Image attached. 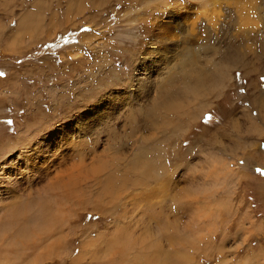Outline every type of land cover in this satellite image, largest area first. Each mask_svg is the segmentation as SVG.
<instances>
[{"label": "rangeland", "instance_id": "374dc122", "mask_svg": "<svg viewBox=\"0 0 264 264\" xmlns=\"http://www.w3.org/2000/svg\"><path fill=\"white\" fill-rule=\"evenodd\" d=\"M182 40L200 47L199 64L215 61L210 71L217 62L227 66L199 100L193 80L173 81L171 100L189 108L191 118L170 115L169 131L178 138L158 146L169 151L166 170L187 189L170 199L163 186L145 197L134 176L99 213L65 209L58 198L49 202V191L33 194L32 203L48 217L22 241H1L0 264H148L160 249L169 264H264V153H257L259 146L264 151V97L259 109L250 102L258 87L264 92V0H0V194L10 163L17 164V176L31 180L30 189L44 182L34 170L43 174L52 148L38 157L33 143L44 135L60 148L57 156L100 149L120 111L125 116L129 105L147 104L158 68L181 62ZM50 158L52 166L61 161ZM105 187L118 193L120 175ZM133 193L141 195L137 203L121 204ZM11 194L1 203L10 205H0V226L14 211ZM147 201L163 208L161 225L157 210L136 221ZM166 216L178 220L177 232ZM120 223L130 231L118 233ZM47 228L51 237L40 244ZM6 230L1 234L12 236Z\"/></svg>", "mask_w": 264, "mask_h": 264}, {"label": "bare ground", "instance_id": "6f19581e", "mask_svg": "<svg viewBox=\"0 0 264 264\" xmlns=\"http://www.w3.org/2000/svg\"><path fill=\"white\" fill-rule=\"evenodd\" d=\"M184 41L183 40L181 42L179 41V43L177 44V46L180 47V49H182L183 51L182 57L179 59V61L181 62L179 64H177L178 62L174 63V66L171 65L172 67L169 65L171 68H169L167 64L162 65L161 67L158 68L159 69L157 72L158 75H156L157 73L152 75V79H151L152 85L150 87V89H152V92L149 93L147 99H145V101H148L147 104L144 105V101H140L138 105L135 104L134 106L129 105L128 111L127 112L125 111L126 112L125 116L120 111V113H118L117 115V118L115 119L116 121L117 120L120 121L119 122L120 125L119 124L114 125L113 127L107 130L108 140L107 142L105 141L104 144H102L103 143L102 141L100 149L94 146L93 148L91 147L92 151L90 152L89 156L86 155L87 157L85 156V154L87 153L85 154L80 153L73 156V154H70L68 152H65L66 153L65 155H63L62 153L61 155L57 156L58 154L57 152L59 151L60 148L56 147V145L54 144L55 142L52 143L53 141H51V139L48 138L49 135H44L41 141L33 142L35 143V145H37V150H36V152L38 153L37 156L38 157L42 156L43 153H46L47 149L52 148L51 153L49 152L46 155V157H44L45 161H47V163L50 164L54 163V162H48V160L51 159L50 157L52 155L54 156L55 161L58 160L59 158L61 161L58 162L56 166H52L53 164L52 165L49 164L48 166L47 164L48 167L47 168L45 167L46 170L43 172L42 175H39V169L34 170L35 171L34 174L37 176L36 178L39 179L38 183H41L43 181L44 182L40 186H38V188L34 187L32 189H30V187L28 186V184L31 182L30 179L25 180L24 176H17L13 172L14 171L13 165L15 163L13 165L12 163L10 164L7 163L9 165L8 166L9 171L8 173L3 172L2 182L3 184L5 182L6 186L4 187L5 189L1 191L0 194V205H2L1 203L5 198V194L12 192L13 194H11L10 201H12V204H14V211H11L9 213L11 219L5 224L0 226V242L1 241L3 242L9 238L12 239L16 238L17 241H22L21 238H26L27 232L30 229H35L37 226H40L41 223L45 222V220L48 217L46 213V209L44 207L38 209L36 208L35 204L32 203V201L34 200L32 198V195L35 194L38 196L41 194L40 193L41 191H49V193H51L53 196L52 200H50L49 202H54V200L57 201L56 198H58L59 204L60 205L64 204L63 207L65 209L68 206H71L70 208L72 209V211H74L75 209L77 210V208L79 209L89 208V211H93L97 213L101 212V210H99V205L101 206L104 203L110 204L111 203L110 200H112L113 198H118L120 193H124V191L128 189L125 187L127 180L129 178L133 180L134 176L137 179L135 182L139 181L140 186L142 187L141 189L144 190L145 197H148L147 194L149 193L150 195L152 194L154 195L155 194L154 189H157L159 187L162 188L163 186H165L164 191H166V187H167L169 191V195L172 197L170 199H173L175 195H177L178 198V193L182 194V192L179 191L186 188V185L182 186L179 177L178 179L175 180L174 173L172 175L168 171V169L166 170L165 167L167 166L165 165H167V162H165V160L163 159L164 158L163 154H166L169 151L164 153V150L161 148V146L160 145H159L160 147L158 146V144L161 142H165L166 144V142L170 143L173 140L174 141L177 140L178 138L176 132L169 131L168 126H170L169 125L170 115L172 114L174 115L176 113L178 116H180L183 113L185 114L184 116L185 119L189 120L191 118V112L189 108L185 110L183 107L180 106L177 107L176 105H180V104H178L177 101H174V98L171 100L172 94L175 92L173 81L179 78H183L184 79L183 81H185L186 79L190 81L193 80L194 81L193 85L197 86L195 92V98L199 100L201 96L207 94L205 93L204 90L207 89V87H210L211 84L215 82L217 78L216 77L217 74L221 78L222 76L225 75V71H226L225 69H227V66L217 62L218 64L214 63L215 66L217 65L216 71L214 70L210 71V66H212L210 62H215L210 60V58L207 59V61L204 62L203 64L201 63L202 64L201 66V64H199L201 62L200 61L201 58L198 52V49L200 47L194 44V42L190 41L191 43L190 44L189 42H184ZM186 55H189L191 59H188ZM132 64L134 68L136 62L135 63L133 62ZM159 71L166 75L165 76L164 74L159 75ZM133 76H135V73L133 74ZM137 80L142 81L140 76L137 78ZM192 87L193 86L187 87L186 91L193 93L194 88ZM145 90H148L147 86ZM200 91H204V93L200 94ZM180 110L181 113L179 114L178 112ZM79 116L77 115V117ZM138 117L143 119L142 122L143 124L141 126L137 122ZM143 126L145 127L144 131H142ZM47 133L49 134L48 131ZM159 136H162L163 139L159 142H156L159 140ZM78 138L80 139L81 135H78ZM40 139L41 136L39 140ZM172 155L170 156L172 157ZM68 157L71 158L67 159ZM74 159L77 160L76 161L77 163L73 162ZM40 161L41 162L43 161L42 157H40ZM169 161H173V160H169ZM112 166H113V170H112ZM51 168L53 169V171H51ZM89 169L94 175L93 177L92 174H90L91 177H88L87 172ZM113 175H120L121 187L118 190V193L116 192L110 193L105 187L106 183L112 181ZM193 176H194L193 178H195V173ZM152 183H154L155 185L151 186ZM130 184H133V182H131ZM91 189H95V190H91ZM35 190H37L36 193ZM136 196L137 195H135L134 193L132 195H129L127 200H125L121 204L137 203L141 195L137 197ZM23 197H27V199L25 200L23 199ZM48 198L50 199L51 197L48 196ZM6 204L7 205L4 204V206L2 205L1 207L4 208L10 205L8 202ZM56 209H59V207H56ZM142 210L144 213H141V216L136 217V221L143 220V218L146 216L145 210H147L148 213H151V215H153L157 209L155 205H152L151 203H149V201H147L145 202ZM161 212H164V210L162 207L159 206V211L157 213L155 212L156 214H154L155 215L154 219L158 217V223H157L158 225H161V222L163 220V216L159 215V213ZM128 213L129 211H125L126 217H128L127 215ZM179 213L181 212L179 210L178 211L176 210V214H175L176 216L174 219H178V217H180ZM174 219L169 218L167 223L170 226L172 225L171 226L172 230L174 229V231H176L177 229L180 228L178 227L179 225L176 224L178 220L175 221ZM115 226L116 228H118V233L120 232L121 235H123L122 233L124 231L125 232L130 231L127 223L126 224L120 223L119 226L118 225ZM146 229L147 231L150 230L149 226ZM5 230L8 232L9 230H11L12 236H3L1 233H3ZM49 230L50 228H47L45 231V236L39 239L40 244L49 240V238L51 237V235H48ZM138 231L140 234L144 233L143 230H138ZM133 237H139V236L133 235ZM133 240L134 243H136L137 245L136 239L133 238ZM174 241H175L174 238H170L171 244H175L176 241L175 242ZM62 242L64 243V240H62ZM160 250H157L158 252L155 253L156 254L155 257L153 255L152 257H150L148 264H169L168 254L164 255L160 252ZM158 253L160 256L156 257L158 256ZM33 255L36 256L35 254H32L30 256L33 257ZM48 256L49 255H46V257ZM40 257L41 258L45 257V255H41Z\"/></svg>", "mask_w": 264, "mask_h": 264}, {"label": "crops", "instance_id": "0c3cea01", "mask_svg": "<svg viewBox=\"0 0 264 264\" xmlns=\"http://www.w3.org/2000/svg\"><path fill=\"white\" fill-rule=\"evenodd\" d=\"M263 89H264V86L262 87ZM259 89H260V87H258V90H257V92H256V95H254V97L253 98H251L250 99V102H252V103H254L253 104V106H255L256 108H258L259 109V104L262 102L261 100H263V95H264V92L263 91H259ZM256 98V99H255ZM248 117V116H247ZM247 122L248 121H245V120H243L242 121V123H240V122H238V123H240V124H243V125H247ZM234 123H236V121L234 122ZM264 125V124H263ZM259 133L261 134V135H264V130H260L259 131ZM243 136V135H242ZM242 136H241V140H243L242 139ZM258 141H260V140H258ZM258 156H260L261 157V154L262 153H264V151H261L260 150V146L258 147Z\"/></svg>", "mask_w": 264, "mask_h": 264}]
</instances>
